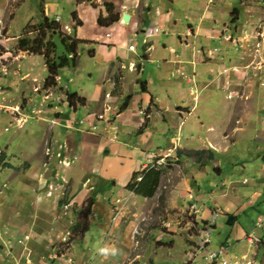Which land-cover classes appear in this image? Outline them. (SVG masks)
Returning <instances> with one entry per match:
<instances>
[{
	"label": "rangeland",
	"instance_id": "374dc122",
	"mask_svg": "<svg viewBox=\"0 0 264 264\" xmlns=\"http://www.w3.org/2000/svg\"><path fill=\"white\" fill-rule=\"evenodd\" d=\"M64 1L0 0V74H6L0 78V152H5L6 158L20 168L19 171L8 170L0 164V264H70L74 258L78 264H210L205 260L206 252L217 251L227 242L233 244L227 250V254H235L231 260L238 264H264V247L260 254L257 252L259 245L264 244V238L259 236L264 233V70L259 74L264 64V0H174L175 5L163 0L162 13L172 8V19L167 25L171 31L167 30L165 35V28H158L147 38L154 48L156 61L165 50L174 48L184 52L190 51L192 46L194 49L205 47L209 57L220 59L223 50L215 51L218 43L207 35L213 28L222 34L224 25H230L228 31L229 28L234 30L240 39L228 37L233 46L238 45V65L234 70L238 72L241 90L238 88V97L232 98V93L227 96L215 82L200 93L190 114L183 113L181 117L169 111L168 123L162 122L163 113L150 121L149 127L155 130L151 132L153 137L148 145L152 143L155 154L161 153L156 158L164 160L167 167L153 171V183L145 195L132 196L125 189L122 199L126 204L122 201L123 212L114 227L108 226L112 221V208L104 204L107 194L97 190L99 179L90 170L96 142L90 135L83 138L87 150L82 154L80 140L77 141L81 149L64 141L95 131L92 127L85 131L84 124L79 132V125L74 128L71 125L73 121L79 123L80 119H86L87 113L97 111L98 115L89 120L91 126L101 121L100 118L104 119L102 113L111 109L89 102L85 106L76 104L75 111V107L69 108L66 99L68 91L91 97L103 76L101 61L91 58L88 51H80L77 65L61 69L56 77L57 85L45 88L46 48L36 55L18 47L21 36H38L37 28L45 17L46 4L56 5L48 7L52 20L61 15L64 24L70 23L75 6L69 2L62 6ZM157 1L152 0L151 4ZM78 2L91 3L89 0ZM203 9L204 17H201ZM236 10L240 12V20L233 24ZM190 15L192 18L188 20L186 17ZM175 18L178 23L172 28ZM198 22L201 33L195 38L187 34V25L196 26ZM74 35L72 29L70 36ZM140 35L135 41L139 55L144 47L143 34ZM179 37L188 40L189 48L181 44ZM47 38L53 39L51 34ZM54 41L60 56L65 51L59 36L54 37ZM200 53L203 56L201 50ZM246 63L247 67H243ZM142 64L148 71L157 62L143 61ZM169 79L189 88L180 75ZM197 83L198 91L202 90L205 83L201 74ZM2 97L7 101L2 102ZM58 113L67 114L69 119L59 122L58 116L55 117ZM144 113L143 116H147ZM229 115L233 116L230 122ZM145 121L148 122L144 119L140 124L131 123L135 134ZM61 124L68 131H74L65 134ZM210 127L215 130L207 131ZM58 128L63 131L59 132ZM223 130L225 137L213 138L222 135ZM113 135L112 131L109 136ZM207 139L211 140L210 144ZM202 150L218 152H214L213 160H208V153L203 154V164H199L195 153ZM67 192L70 202L61 207L60 202ZM94 192L100 204L86 215L88 200ZM74 193L76 197L72 196ZM182 196L191 202L186 204ZM207 208L211 209L204 214L210 215L211 220L214 214L221 215L216 218L217 224L213 222L216 227L209 234L210 246L197 258L209 225L206 220L210 218L206 219L203 214ZM233 215H237L235 224H227ZM84 218L90 227L85 238L73 235V246L65 248L63 236ZM237 228L253 234L258 241L249 243L245 238L236 241ZM224 258L230 260L229 254Z\"/></svg>",
	"mask_w": 264,
	"mask_h": 264
},
{
	"label": "crops",
	"instance_id": "0c3cea01",
	"mask_svg": "<svg viewBox=\"0 0 264 264\" xmlns=\"http://www.w3.org/2000/svg\"><path fill=\"white\" fill-rule=\"evenodd\" d=\"M89 1L91 3H79L78 0H65L62 6H65L67 2L73 7L75 6V9L71 11V22L64 24L61 15H57L55 18H61L62 25H69L72 27L75 34L73 37L78 41L84 42V46L82 44L80 48L81 52L88 51L91 58L101 61L100 69L103 76L96 83V91L90 98L78 96L86 100L85 105L89 102H93V105L106 106V108L110 107L111 109L102 113L104 119L100 118L102 119L101 121L97 120L95 122L97 125L95 131L90 130L91 133L85 132L87 133L86 135L81 133L78 139L70 138L67 140L64 139V141L66 144L71 142L73 148L78 147L80 149L81 145L77 140H80L82 143L83 138L87 137V135L93 138L94 143L96 142L93 148L94 153L90 159L92 166L90 170H92L93 175L97 176L96 178L99 179L98 181L100 184L97 186V190L105 191V194H107L104 196L105 199L106 196H122L125 189L129 188L136 172L150 164L156 156L161 155V153L155 154V148L152 146V143L148 145L153 137L151 136V132L155 130L154 127H152L153 129L149 127L151 125L150 121L156 118L159 113H163L162 122L167 123V114L169 111L175 112L181 117H183V113L190 114L191 110L193 112L195 109V104L200 93L212 86L215 82H218V86L227 92V96L232 93V98L234 95L238 97V88L240 87L238 79L240 78H238V72L234 70L238 65V53L236 52L238 51V45L233 46V42L228 40V37L231 36L233 39L235 38V40L240 39H238V33L234 32V30L230 31V28L228 31L227 27L230 25L225 24L222 34L216 33V29L213 28L207 35L211 38L210 40L218 43L215 51L220 49L223 50L224 55L220 57V59H212L209 57L206 54L205 47L194 49L192 46L190 51L185 50L184 52L175 51L174 48H171L169 51L165 50L160 55L159 61H156L158 59L154 57L152 53L154 48L152 44L149 45L147 38L154 33V30L157 31L158 28H165L163 33L165 35L167 34V30L171 28H167V25L172 19V8L168 9L166 13H162L160 10L163 9V0H158L157 3L153 4H151L152 0ZM167 1L175 5L174 0ZM209 1L212 2L213 0H208V2ZM45 6V17H49L48 13L50 9H48V7L56 5L46 4ZM192 9L193 8H190L191 11ZM204 10L205 9L202 11L201 17H204ZM239 13L240 12L237 10L235 17L232 19L233 24L238 23L240 20L238 17ZM125 14L130 17L128 23L123 22V16ZM186 18L190 20L192 17L190 15ZM113 19L114 21H112ZM190 22L194 23L193 20ZM177 23V18H175L172 28H176ZM199 26V22L196 26L188 24L187 34L191 33L196 38L197 34L201 33ZM214 32L218 36L214 34ZM140 34H143L144 47L142 54L139 55L137 53V43L135 41H138V38L141 36ZM179 38L181 44H183L186 49L189 48L188 40L184 41L182 37ZM85 46L90 49L85 48ZM130 46H135V51H130ZM164 48L167 49V46L164 45ZM209 51H211V49H209L208 52ZM225 57H228V59H225ZM77 61H79V57ZM143 61L147 63L157 62V65H152V69L146 71L145 65L142 64ZM243 67H247V63ZM263 70L264 64L262 68L259 69L260 75ZM176 74L182 77L183 81L189 85V88H185L181 82H170L169 77H174ZM200 74L205 84L203 89L198 91L197 85L199 82L197 83V80ZM4 75H6L5 72L3 74L1 73L0 78ZM240 82L243 83L244 81L242 80ZM239 90H241V88H239ZM127 98H129L128 105L121 111V107L127 101ZM4 100L6 102L7 98L2 97V102H4ZM77 109L78 108H74L75 111H77ZM0 111L2 110L0 109ZM143 112H145L144 114L147 116H143ZM96 113L97 111L94 113H87L86 118L91 119ZM57 116L59 122L62 123L69 119L67 114L58 113L55 117ZM232 118L233 116L229 115L228 121L230 122ZM144 119H147L148 122L145 121L142 124L143 126L147 123L143 133H138L139 129L142 127L139 126L135 134V128H133L131 123L135 122L140 124ZM100 124H102V126H100ZM61 125L62 127L60 128H63L64 133L67 134L64 125ZM131 129L134 130V132ZM226 129L227 126L225 130ZM236 129H238V127ZM87 130H89V128L85 129V131ZM213 130H215L213 127L207 129V131L211 132H213ZM225 130H223L222 135H215L213 138L219 140V138L225 137ZM62 131L59 130V132ZM77 131L81 132L80 128H78ZM112 131L114 135L110 137L109 134L112 133ZM71 133L72 132L68 135ZM59 135L62 136L61 133ZM124 138L126 140L121 141ZM61 141L62 138L60 137V143ZM207 142L210 144L211 140L207 139ZM86 147L87 145L82 143V154L86 153ZM213 151L215 152L217 150ZM6 162L15 166L9 158H6ZM26 167H28V164ZM19 170L20 169L15 171ZM150 173L143 182L144 188L150 186L148 185L150 178H152ZM217 173L220 174L222 172ZM79 189L80 187L75 193H77ZM189 190H191L190 187ZM234 192L237 191L234 190ZM75 193L74 195L72 194V196H75ZM258 196H260V194H257V197ZM97 199L99 201L98 197ZM181 200L184 202L186 201V204L191 202L186 196H182ZM94 208H97V206ZM214 208L216 207L214 206ZM209 209H205L203 214ZM223 211L226 212V210ZM105 215L107 217L108 213H105ZM95 217L102 216L95 214ZM205 217L209 219L210 215H206ZM233 217L234 220L231 225H234L237 220V215H233ZM100 221L104 222V219L102 220L101 218ZM248 234L251 233L242 229L238 230L237 228L235 230V239L236 241L241 240ZM259 236L263 237L264 233ZM223 244H231V246H233L230 242ZM236 246H238V243ZM262 247H264V244L259 245L257 250L258 254L261 253L260 249ZM258 254L257 256H259ZM234 255L233 252H231V254L229 253V258H232Z\"/></svg>",
	"mask_w": 264,
	"mask_h": 264
},
{
	"label": "trees",
	"instance_id": "16d2710c",
	"mask_svg": "<svg viewBox=\"0 0 264 264\" xmlns=\"http://www.w3.org/2000/svg\"><path fill=\"white\" fill-rule=\"evenodd\" d=\"M237 11V10H236ZM236 11L234 14H236ZM117 19V18H116ZM114 21V19L112 20ZM39 34L35 38H32L30 36H21L18 39V47L24 51H28L30 54H41L42 49L46 48V52L44 54L45 59V65L48 69V76L45 81V88H51L55 87L57 85L56 77L59 76V72L61 69L65 67L70 66H76L77 65V59L79 57L80 48L83 44V42L76 40L74 37H71L67 34H63L60 31V24L56 23L55 20L50 19L49 17H44L43 21L40 22L38 28ZM51 34V37L53 39H48L47 35ZM59 36V39L64 47V53L62 55L57 54V44L54 41V37ZM67 101L69 108H74L75 105H82L84 106L86 103V100L84 98H81L78 96L77 93H71L70 91L67 92ZM129 98H127V101L122 105L121 111H123L127 105H128ZM76 108V107H75ZM144 124L138 131L139 134L143 133V130L145 129ZM208 153V160H213L215 153L213 150H207V151H196L195 155L198 156V162L199 164H203L202 156L203 154ZM178 154L181 156V151L178 152ZM6 153L2 152L1 158H0V164H2V168H10L14 170L20 169L19 167H15L12 164L8 162L3 161L6 159ZM155 173V172H154ZM150 175L154 176L153 172L150 173ZM146 180V177H144V181ZM152 178H150V182H148V185L151 186ZM153 183V182H152ZM134 184H132V187ZM144 188L143 184L139 185L138 188H136V193L138 195H145L150 188ZM69 194L68 192L63 197L62 201L60 202V206L63 207L69 202ZM98 195L94 192V195L90 197L88 200L87 207L85 209L86 215H89L92 213V210L95 206H98L99 201L97 199ZM74 231L76 233H85L90 230L89 227V221L87 218H84L82 222H78L74 226ZM263 244V243H262Z\"/></svg>",
	"mask_w": 264,
	"mask_h": 264
},
{
	"label": "clouds",
	"instance_id": "9594fccd",
	"mask_svg": "<svg viewBox=\"0 0 264 264\" xmlns=\"http://www.w3.org/2000/svg\"><path fill=\"white\" fill-rule=\"evenodd\" d=\"M59 18V17H58ZM56 19L57 18H55L54 20H55V22L56 23H59L60 24V31L62 32V33H64V34H67V35H69L70 36V34H71V32H72V28H70L71 30L68 32V31H66L65 29H64V27L65 26H69V25H62V22H61V18H60V21L59 22H57L56 21ZM70 27V26H69ZM131 47H133V49H131ZM129 50L130 51H135V46H130L129 47ZM182 74H184V73H182ZM264 84V83H263ZM66 99H67V94H66ZM68 102V101H67ZM69 106V105H68ZM85 106V105H84ZM78 107V106H77ZM89 120L90 119H80V122L78 123V121L76 120V121H73L72 123H71V125L73 126V128L74 127H76V126H78L79 125V128H84L83 127V125L85 124L86 125V127L85 128H90V127H92L94 130H96V128H97V125H96V123H93V125H91V126H89ZM96 122V121H95ZM78 123V124H77ZM88 124V125H87ZM67 126H68V124H67ZM65 128V127H64ZM65 130L67 131V134H69L70 132H72V131H74V129L73 130H67L66 128H65ZM0 154H1V152H0ZM2 155V154H1ZM1 155H0V158H1ZM162 159L161 158H156L155 157V159H154V162H151L150 164H148V165H146L141 171H138V172H136V174H135V177L133 178V181L131 182V184H130V186H129V188L127 189V190H129V193L132 195V196H137L138 197V194L136 193V188H138V186L139 185H142L143 184V182H144V177H146L150 172H153V171H156L157 169H162V168H160V167H163V169L164 168H166L167 167V165H166V163L165 162H163L162 161V164H158V162L159 161H161ZM4 162H6V159L3 161V163ZM17 167V166H16ZM7 169H10V168H7ZM14 170V169H13ZM157 171H162V170H157ZM132 184H134V186L132 187ZM140 197L142 196V195H139ZM123 198V195L122 196H115V197H111V196H106L105 197V199H103V201L105 202L104 204H105V206L106 207H108L110 210H111V208H112V216H111V218H110V225L108 224V226H115V223H116V221L118 220V218L121 216V213L123 212L122 211V208H123V206H121L122 205V201H125V202H123V205H125L126 204V200L125 199H122ZM129 200H130V198H128ZM100 200V199H99ZM70 202V201H69ZM106 202L109 204V206H107V204H106ZM193 205H195L196 206V203L195 204H193ZM65 206V205H64ZM114 211V212H113ZM202 212V209L200 210V213ZM219 215H221V214H214L213 215V217H212V220H211V218L209 219V220H206V221H208L209 222V225L206 227V232H208L209 234L211 233V229L212 228H214V227H216V226H214V224H213V222H216V224H217V221H216V218L219 216ZM109 217H110V215H109ZM103 223H105V222H103ZM112 231H113V229H112ZM88 233V231L87 232H85V233H76L74 230H72V231H68L67 232V235H64L63 236V238H62V242H63V244H64V247L65 248H69V249H71V246H73V244H72V241H73V239L75 238V237H73V235H77V236H82L83 238H85V235ZM205 233V232H204ZM209 234H208V236H207V238L209 239ZM249 235H253V234H248L246 237H245V240H246V238L249 236ZM204 236V235H203ZM262 239H263V237H262ZM264 241V240H263ZM259 243H261V241L259 242ZM263 243V242H262ZM261 243V244H262ZM210 244H211V241H210V239H209V243L207 244V246H206V250H207V248L210 246ZM221 247H227V249H229V245H225V244H223V246H221ZM220 247V248H221ZM219 248V249H220ZM229 254V253H228ZM200 257V255H198V254H196V257L197 258H199ZM57 258V257H56ZM201 258V257H200ZM231 259V258H230ZM233 260V259H232ZM70 264H78V262H76V260H75V258H74V262H72V260L70 261ZM88 264H91V263H88ZM117 264V263H116Z\"/></svg>",
	"mask_w": 264,
	"mask_h": 264
},
{
	"label": "built area",
	"instance_id": "2783aa9c",
	"mask_svg": "<svg viewBox=\"0 0 264 264\" xmlns=\"http://www.w3.org/2000/svg\"><path fill=\"white\" fill-rule=\"evenodd\" d=\"M56 21L59 22L60 21V18H57ZM64 29L66 31H68V32L71 30L69 26H65ZM131 49H133V47H131ZM162 161L164 162V160H161V161L158 162V164H162ZM195 208H196V206H195ZM195 211L198 212L197 209ZM208 234H209L208 232H205L204 233V235H206V237H203L202 240H201L202 241L201 242L202 244L199 246V249H200L199 252L197 251L198 252V255H200L201 252H206V246L209 243V239L207 238ZM246 240L249 243H253L254 241H258V239L256 237H254V235H249L246 238ZM227 250H228L227 247H221L217 251H208V253L206 252V255L204 256L205 257V260H207L208 263H210V264L211 263H214V262L217 263V264H219L220 261H221L220 263H222V264H231V263L232 264H234V263L235 264H238V261L231 260V259L230 260H227V259L224 258V257H226L228 255L227 254Z\"/></svg>",
	"mask_w": 264,
	"mask_h": 264
},
{
	"label": "water",
	"instance_id": "95a60500",
	"mask_svg": "<svg viewBox=\"0 0 264 264\" xmlns=\"http://www.w3.org/2000/svg\"><path fill=\"white\" fill-rule=\"evenodd\" d=\"M129 19H130L129 15L125 14V15L123 16V22H124V23H128V22H129ZM233 220H234V217L230 216V217L228 218V220H227V224H231V223L233 222Z\"/></svg>",
	"mask_w": 264,
	"mask_h": 264
}]
</instances>
